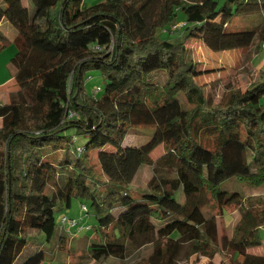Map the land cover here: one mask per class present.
Segmentation results:
<instances>
[{
    "label": "trees",
    "instance_id": "1",
    "mask_svg": "<svg viewBox=\"0 0 264 264\" xmlns=\"http://www.w3.org/2000/svg\"><path fill=\"white\" fill-rule=\"evenodd\" d=\"M190 40L215 53L264 48V0H0V54L17 49L19 88L0 102V264H17L33 233L56 237L63 252L70 240L55 212L75 198L98 221L95 261L153 245L148 264H177L183 254L215 264L223 251L233 264H264L248 253L262 245L264 209L242 210L232 238H220L207 211L244 199L222 191L231 179L264 186V73L217 101L197 81L204 72L187 55ZM93 72L104 79L96 94L87 90ZM210 131L216 148L202 142ZM129 160L154 168L142 192L104 177L102 163ZM159 224L193 233L187 250L173 238L157 242ZM45 261L39 251L23 264Z\"/></svg>",
    "mask_w": 264,
    "mask_h": 264
},
{
    "label": "rangeland",
    "instance_id": "2",
    "mask_svg": "<svg viewBox=\"0 0 264 264\" xmlns=\"http://www.w3.org/2000/svg\"><path fill=\"white\" fill-rule=\"evenodd\" d=\"M26 5V0H24ZM251 25H260L262 20H249ZM10 24L2 28L6 36L12 37L13 32L10 30ZM13 30V29H12ZM14 31V30H13ZM172 36V34L170 33ZM187 55L189 59L196 64L198 70H202L204 75L198 78V83L202 85L207 94L214 97L215 100H220L222 95L227 91L241 90L245 92L251 84L260 81L264 73V48L262 43L257 41L251 48L241 49L230 52L215 53L211 52L200 41L190 40L186 44ZM17 50L15 46L9 47L0 54V76L2 78H9V75L15 68L14 59L16 58ZM2 84V83H1ZM98 87L104 88V79L99 72H93L91 79L87 80V90L96 94ZM17 86L12 85L3 89L0 96L1 103H9L10 95L16 93ZM182 95L181 101L184 103ZM264 105V98L262 100ZM1 126V123H0ZM211 132V131H210ZM216 133V132H215ZM215 133L207 132L202 134V142L207 147L216 148L218 146V136ZM148 138H151L149 135ZM78 139V138H77ZM78 142L86 143L85 138H81ZM133 143V139H130ZM140 142L137 141L139 144ZM164 148L161 146L155 150L151 158L157 162L160 157L164 155ZM90 163L98 165L96 159V152L89 153ZM104 172V177L108 178L109 173L112 177H118L131 183L133 190L132 193L142 192L154 176V168L152 166H141L133 160L127 162L117 161L115 163L106 162L101 164ZM224 192H239L244 193V199L241 202L223 208L216 204H212L207 209L208 213L217 217L218 233L221 237L232 238L236 225L241 220V213L244 209H264V186L254 189L249 186H244L239 180L231 179L221 186ZM105 193H101L103 196ZM86 205L88 212L83 209ZM64 216L73 220H82V225L92 228L91 231L78 230L77 233L73 229L68 232L67 237L69 243L64 251H54L57 238L48 241L42 233H33L28 241L27 247L24 249L22 255L17 260V264H23L30 256L39 251L46 253V261L44 264H148L149 256L153 253V245L143 246L129 252L123 259L107 258L101 261H95L90 253L91 242L97 238L95 228L98 227V221L92 207L86 201L75 198L72 206L69 209H56L55 218L57 223L62 220ZM159 232L157 233V242L167 240L169 238L175 239L181 243L184 250H187L190 241L194 238V234L180 236L175 233L173 227H165L164 224H159ZM260 237L262 245L257 249H264V226L260 228ZM215 264H233V255L231 252L223 251L217 255L214 260ZM177 264H208V260L203 257L193 256L190 259L185 254L181 255Z\"/></svg>",
    "mask_w": 264,
    "mask_h": 264
},
{
    "label": "crops",
    "instance_id": "3",
    "mask_svg": "<svg viewBox=\"0 0 264 264\" xmlns=\"http://www.w3.org/2000/svg\"><path fill=\"white\" fill-rule=\"evenodd\" d=\"M3 26H7L6 24L3 23ZM12 47V46H11ZM17 50V49H16ZM16 71L15 69L13 70V72H11V74L9 75V78H2L0 76V96L2 94V91L3 89L7 88V87H10L12 85H16V81H15V78H14V75H15ZM2 83V84H1ZM19 91V88L17 86V91L16 93ZM13 94V93H12ZM10 103V102H9ZM9 103H2V104H9ZM0 123H1V126H2V120L0 119ZM0 126V128H1ZM248 253L251 254V255H256V256H264V249H257V248H250L248 250Z\"/></svg>",
    "mask_w": 264,
    "mask_h": 264
},
{
    "label": "built area",
    "instance_id": "4",
    "mask_svg": "<svg viewBox=\"0 0 264 264\" xmlns=\"http://www.w3.org/2000/svg\"><path fill=\"white\" fill-rule=\"evenodd\" d=\"M91 79V78H90ZM100 90V89H98ZM83 209L87 211V207L83 206ZM60 228L61 230H66L68 232H71L73 229L76 230V233L78 230H91L90 227H86L82 225V220H73L70 219L67 216H64L62 220L60 221Z\"/></svg>",
    "mask_w": 264,
    "mask_h": 264
}]
</instances>
